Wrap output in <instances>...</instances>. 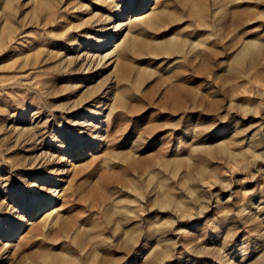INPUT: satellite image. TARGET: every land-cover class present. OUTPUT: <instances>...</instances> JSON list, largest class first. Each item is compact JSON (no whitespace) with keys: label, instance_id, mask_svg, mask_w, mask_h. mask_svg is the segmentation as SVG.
I'll list each match as a JSON object with an SVG mask.
<instances>
[{"label":"rangeland","instance_id":"rangeland-1","mask_svg":"<svg viewBox=\"0 0 264 264\" xmlns=\"http://www.w3.org/2000/svg\"><path fill=\"white\" fill-rule=\"evenodd\" d=\"M0 264H264V0H0Z\"/></svg>","mask_w":264,"mask_h":264},{"label":"bare ground","instance_id":"bare-ground-1","mask_svg":"<svg viewBox=\"0 0 264 264\" xmlns=\"http://www.w3.org/2000/svg\"><path fill=\"white\" fill-rule=\"evenodd\" d=\"M192 1V0H191ZM182 2H185V3H189L190 2V0H182ZM194 2V1H193ZM192 3V2H191ZM182 5H183V3H181ZM193 4V3H192ZM196 16V15H195ZM169 18H171L170 17V15H169ZM150 24V26H153V22L152 21H150L149 22ZM180 43H178V42H173L172 40H169V41H166V42H162L161 44H157V45H150V47H149V51L151 52H160V51H164V50H179V48L180 47H182V45L180 46L179 45ZM248 49V48H247ZM170 51H168V52H170ZM177 51H174V52H176L177 53ZM248 51V50H247ZM165 52V51H164ZM167 52V53H168ZM173 52V51H172ZM158 54V53H157ZM209 55V54H208ZM212 55H213V53H212ZM246 54H245V52H243V54H242V56L241 57H244ZM209 56H211V55H209ZM103 57H105V56H103ZM107 57V56H106ZM105 59V58H104ZM178 90V89H177ZM179 92V91H178ZM176 93V92H175ZM177 94V93H176ZM172 96V95H171ZM176 97H178V95L176 96ZM175 97V98H176ZM169 98V97H168ZM172 100H173V98H172ZM169 101V100H168ZM181 103V102H180ZM176 108H178L179 107V104L178 103H176L175 105H174ZM175 107H173L174 108V111H175Z\"/></svg>","mask_w":264,"mask_h":264}]
</instances>
